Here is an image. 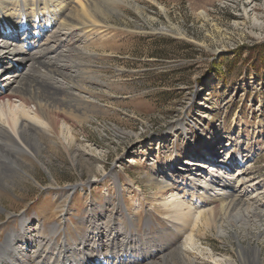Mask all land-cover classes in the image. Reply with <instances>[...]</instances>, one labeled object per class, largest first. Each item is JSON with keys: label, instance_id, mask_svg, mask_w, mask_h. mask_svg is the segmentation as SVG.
<instances>
[{"label": "rangeland", "instance_id": "rangeland-1", "mask_svg": "<svg viewBox=\"0 0 264 264\" xmlns=\"http://www.w3.org/2000/svg\"><path fill=\"white\" fill-rule=\"evenodd\" d=\"M128 3L118 4L119 16L88 42L91 57L82 59L86 90L80 92L89 103L78 119L61 121L62 136L31 160L37 185L25 181L4 190L9 197L4 213L12 215L8 221L1 213L0 220L9 228L18 227L22 217L39 222L63 200L67 226L87 209L109 212L116 204L115 216L124 220L130 213L139 233L149 229L156 245L164 246L170 235L153 234L151 216L163 226L167 212L151 181L163 177L189 204L181 180L191 175L184 174L182 163L209 161L212 143L220 159L248 162L246 177L264 184V69L255 71L264 68V0ZM170 162L174 168L167 167ZM262 186L257 193L264 197ZM147 216L150 228L143 227ZM257 226L264 231L262 223ZM230 231V226L198 228L197 263L255 264L248 253L240 260ZM248 238L259 246L264 264V234L256 242Z\"/></svg>", "mask_w": 264, "mask_h": 264}, {"label": "bare ground", "instance_id": "bare-ground-1", "mask_svg": "<svg viewBox=\"0 0 264 264\" xmlns=\"http://www.w3.org/2000/svg\"><path fill=\"white\" fill-rule=\"evenodd\" d=\"M118 4L130 5L128 0H0V214L9 199L4 190L36 183L28 168L31 160H37L45 143L62 136L61 121L78 119L79 109L89 103L80 92L86 90L82 59L91 57L88 42L119 16ZM213 145L209 161L182 163L184 174L191 175L181 180L183 194L192 198L189 204L163 177L151 181L167 212L163 226L151 216L157 227L152 233L170 235L164 246L156 245L149 229L139 233V221L130 213L124 220L115 216L116 204L109 212L87 209L67 226L71 220L62 198V205L42 214L36 224L22 217L18 227L9 228L12 213H4L8 221L0 220V264H204V259L197 263L201 250L195 241L201 226H230L240 260L248 253L255 264L262 263L260 248L248 235L256 242L264 234L257 226H264V197L257 193L263 183L246 177L248 162L220 159ZM149 217L144 228L152 225Z\"/></svg>", "mask_w": 264, "mask_h": 264}, {"label": "trees", "instance_id": "trees-1", "mask_svg": "<svg viewBox=\"0 0 264 264\" xmlns=\"http://www.w3.org/2000/svg\"><path fill=\"white\" fill-rule=\"evenodd\" d=\"M263 69H264V68L261 67V68L256 69L255 71L257 72V71H260V70H263Z\"/></svg>", "mask_w": 264, "mask_h": 264}]
</instances>
